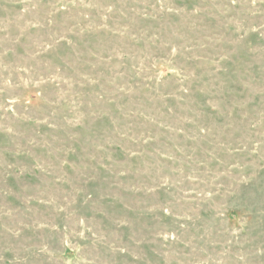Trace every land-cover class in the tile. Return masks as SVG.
<instances>
[{
    "label": "rangeland",
    "instance_id": "374dc122",
    "mask_svg": "<svg viewBox=\"0 0 264 264\" xmlns=\"http://www.w3.org/2000/svg\"><path fill=\"white\" fill-rule=\"evenodd\" d=\"M0 264H264V0H0Z\"/></svg>",
    "mask_w": 264,
    "mask_h": 264
}]
</instances>
